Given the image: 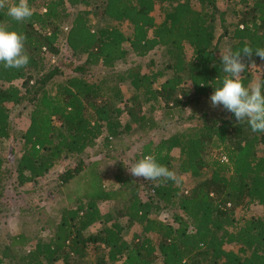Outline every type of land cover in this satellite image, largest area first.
<instances>
[{
	"label": "trees",
	"instance_id": "16d2710c",
	"mask_svg": "<svg viewBox=\"0 0 264 264\" xmlns=\"http://www.w3.org/2000/svg\"><path fill=\"white\" fill-rule=\"evenodd\" d=\"M220 1L28 0L33 16L18 23L7 15L17 0H2L0 25L26 37L30 62L20 70L0 67V142L19 145L14 165L0 157V190L6 181L16 189L35 183L63 159L76 161L54 181L58 193L71 185L75 190L52 218L49 234L40 235L39 218L23 207L20 218L38 229L0 240V264H264V215L235 213L252 204L264 211V148L258 152L264 133H253L231 113L211 120L203 115L142 145L134 164L151 156L175 180L144 181L116 160L115 186H105L102 159L85 158L89 149H118L124 133L155 129L158 109L173 113L210 97L226 76L218 54L222 38L227 52L264 49V0H239L232 29ZM218 24L224 30L217 36ZM63 44L83 61L52 63ZM156 50L159 62L149 57ZM130 57L126 67H116ZM242 60L247 66L240 79L250 86L248 67L264 61L255 55ZM95 67L101 72L92 73ZM122 85L130 88L128 97ZM26 101L29 123L14 130L11 110ZM181 175L195 182L184 189ZM108 202L115 205L111 216L101 209ZM161 211L171 219H159ZM134 226L138 232L126 238Z\"/></svg>",
	"mask_w": 264,
	"mask_h": 264
},
{
	"label": "rangeland",
	"instance_id": "374dc122",
	"mask_svg": "<svg viewBox=\"0 0 264 264\" xmlns=\"http://www.w3.org/2000/svg\"><path fill=\"white\" fill-rule=\"evenodd\" d=\"M239 0H221L218 4L219 9L224 12L223 18L225 20L224 24L228 29H232V24L235 23L234 16L232 15V9H239L236 3ZM156 19L159 20L160 17L158 15V11L155 12ZM100 20V19H99ZM98 20V21H99ZM93 23L97 21L96 18L92 20ZM67 25V23L65 24ZM123 29L126 31L127 26L122 25ZM223 26L217 25L216 35H220L223 33ZM61 53L58 57L51 60L55 65H59L64 61H72L74 64H79L83 60L77 59L75 56L71 55L68 51V48L63 44L61 45ZM219 52L227 53L226 50V40L221 39L219 42ZM157 61H161L160 59V51L156 50L151 52L150 56ZM148 57V58H149ZM143 59L142 62L147 61V59ZM132 57L125 63H118L117 68L122 69L131 62ZM138 60V59H136ZM51 65V63L49 62ZM249 78L251 81L250 85L255 82L261 75L264 70L263 63H255L250 65L249 67ZM101 72L100 67H95L92 73ZM66 73H69V70L65 69ZM122 89L124 91L125 97L130 95V88L127 85H122ZM210 97L202 98L200 102L190 101L189 104L184 106L183 108H176L173 113L165 112L162 109H158L154 113V120L156 121V128L147 132V133H139L133 131L131 133H124L122 137L117 141L118 149L114 150H104L99 147L95 149H89L87 154L85 155L86 160L93 158L102 159V164L100 165L101 173H102V181L105 186H115L114 182V174L117 171L116 168V160L124 161L123 171L131 174L128 168H131L134 165V156L141 151L142 145L149 140L157 143L161 138L167 137L170 134L174 133L177 130H181L187 126L193 125L196 123L201 116L206 115V119H213L221 113H227V111L223 110L222 107L212 108L210 106ZM120 105H122L120 103ZM32 109V105L29 102H25L24 106H20L11 110V124L16 129H24L29 123V115ZM120 121L122 124L128 122V116L126 113H122L120 115ZM100 143V142H99ZM264 145H259L258 152L262 153ZM19 149V145L17 142H13V140H6L0 142V157H2L4 164L8 166H12L15 163V157L17 156V152ZM175 160L174 166L177 165V157L178 150L173 151ZM219 154L218 151H214V155L217 156ZM109 155V156H107ZM114 158H110V157ZM89 158V159H88ZM76 159L74 158H66L61 160L53 169H51L44 178L37 180L35 183H31L28 186L15 188V185L12 184V181H6L3 190H0V240L3 243H8L7 236L8 234L14 235L18 231L25 229L27 233L32 234L38 226L34 224L26 223L21 217L24 213L22 211L23 207L28 208L31 206L33 215L39 218L42 228H39L40 235L42 237H46L49 234V230L51 228V221L53 217H57L58 209L67 203V195L70 194L72 197V189L75 190L74 185L70 186V190L61 189L63 193H58L56 184L54 181L67 170L71 169L75 166ZM180 179L183 181V188L188 189L195 182L194 179H190L185 175H181ZM201 179V178H200ZM32 188V192H25L26 189ZM40 194V200L38 198L35 201H30V198H36V196ZM115 205L108 202L101 205L102 212L107 216H111L113 214V209ZM237 216H263L264 211L263 207L252 204L248 208L240 209L237 208L235 211ZM159 219H167L170 220V213L166 211H161L156 213ZM30 216H26V219L30 220ZM25 219V220H26ZM98 226L91 227L87 232L95 231ZM44 229V230H43ZM138 232V227H132L127 233L126 238H130L133 234ZM3 245V244H1ZM59 264V263H57Z\"/></svg>",
	"mask_w": 264,
	"mask_h": 264
},
{
	"label": "clouds",
	"instance_id": "9594fccd",
	"mask_svg": "<svg viewBox=\"0 0 264 264\" xmlns=\"http://www.w3.org/2000/svg\"><path fill=\"white\" fill-rule=\"evenodd\" d=\"M0 7H3L0 0ZM7 15L16 22H23L33 16L28 0H17L7 9ZM26 37L14 30L0 25V67L20 70L27 66L30 57L25 50ZM243 57L258 56L264 61V49H252L249 46L239 51L220 54L223 72L226 73L220 87L214 88L210 96L212 108L222 107L231 113L236 121H244L253 133H264V77L250 86L240 79L246 68ZM131 175L144 181L175 180V174L166 166L159 164L151 156H145L128 168Z\"/></svg>",
	"mask_w": 264,
	"mask_h": 264
},
{
	"label": "built area",
	"instance_id": "2783aa9c",
	"mask_svg": "<svg viewBox=\"0 0 264 264\" xmlns=\"http://www.w3.org/2000/svg\"><path fill=\"white\" fill-rule=\"evenodd\" d=\"M222 160H224V161H225V160H226V159H225V157H222Z\"/></svg>",
	"mask_w": 264,
	"mask_h": 264
}]
</instances>
